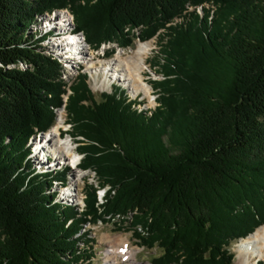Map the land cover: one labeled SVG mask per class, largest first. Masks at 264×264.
<instances>
[{
  "label": "trees",
  "instance_id": "obj_1",
  "mask_svg": "<svg viewBox=\"0 0 264 264\" xmlns=\"http://www.w3.org/2000/svg\"><path fill=\"white\" fill-rule=\"evenodd\" d=\"M60 11L95 50L157 36L150 114L123 90L97 101L82 73L64 104L53 34L28 33ZM62 107L79 168L108 188L99 204L85 186L81 211L50 192L68 167L28 159ZM115 218L150 264H232L264 225V0H0V264H92L86 228Z\"/></svg>",
  "mask_w": 264,
  "mask_h": 264
},
{
  "label": "rangeland",
  "instance_id": "obj_2",
  "mask_svg": "<svg viewBox=\"0 0 264 264\" xmlns=\"http://www.w3.org/2000/svg\"><path fill=\"white\" fill-rule=\"evenodd\" d=\"M72 20H73L72 16L67 14L66 11L55 12V14L53 15L52 13L51 14L44 13L43 15L36 14L33 18L31 30H29L28 32L29 34H34L36 33V31L34 30H37L38 32L45 33L47 32V29H49L55 31L58 35H60L58 38H55L53 40H49V39L46 40L44 43L41 44V46L44 47V49L47 51L54 50V57L57 59V62L60 65V72L62 76L61 79L62 80L64 79L66 83L73 84V82L76 81L75 78L78 72L82 70L90 75V77H88L89 78L88 85L94 98L97 101L100 100V96L102 93L109 94L111 93L112 90L118 89L121 91L122 90L125 91L130 98H136L139 101L143 102V104H146L147 109H151L155 107L156 94L152 91L150 85L153 81L161 80L160 75H157L155 73V68L153 66L154 61L159 58V55L157 54V50H158L157 39L152 38L149 41H147L148 43L146 42V43L138 44L137 41L139 40L135 38L133 40L132 47L127 49H120V48L118 49L116 44H106V45H102V47L97 49V51L94 53L90 52V47L85 43L84 47L88 49L89 51L88 54L91 56V57L87 56V58H89L90 61L94 60L95 61L94 63L100 65L98 67L91 68V66H89L88 64L80 62L79 60L80 58H78L76 55L77 53H79V51L75 52V49L72 51L73 53L69 51H64L65 50L64 48L68 47L66 41H68V38H70L71 36H76V37L78 36L79 38L81 37L83 40V36L81 34H76L74 32V26ZM135 36H137V33ZM142 44H150L149 47L150 51L146 58V68L144 70L145 81L147 82V84L151 89V95L148 96H145L144 94L133 93L132 89L129 88V86L124 81L123 76H121L116 71L112 62L115 59L116 55L120 54L121 52L124 57L132 55V53L136 51L137 48ZM60 49H62V51ZM104 51H106V53L103 59L100 58L99 60H97L98 55H103ZM108 63H112V64H108ZM19 69L24 71L27 69V67L25 65H22L19 67ZM107 69L111 71L112 76H110L109 71ZM116 76L118 77L120 76L121 80L119 79L116 80ZM111 82H113L112 84L113 86L109 85ZM60 112L61 113L64 112V113L60 115ZM54 113L56 117L55 118L56 123L59 118H61V120L63 119L62 123H64V126L60 129V131L62 132L61 137L64 140H70L72 144V149L74 150V156L76 157L79 156L78 161H80L82 156H80L76 152L77 144L68 135H65V132L69 130L68 127L69 125L67 126L66 124V112L64 111V108H60V110H56ZM48 133L46 132L43 135L36 136L34 139L29 141L28 145L31 148L35 149V154H32V156H30L28 159L30 160V164L37 171V173H41V174H43L44 172L47 173L48 171H52V172L62 171L66 167L69 168V173L67 174V179L65 183L62 184L56 181V183L50 189V192L56 193V201L64 205L77 207L79 208V211H81L84 207L83 199L85 198L83 189L85 186L89 185L96 189L98 203L99 204L103 203V197L105 195V192L108 190V188L99 187L97 176L93 171L89 170L84 172V171H80L79 168L76 169L72 168L75 165L72 159H69L65 163L59 162L60 160H57L58 155H53V153L50 152L51 150L49 148L50 147L49 140L47 139L49 135ZM64 140L62 141L64 142ZM47 155H50V158L44 161V156ZM82 177L84 178L82 179ZM75 181H77V184L75 185V188H73L72 186H74ZM65 190L67 191V193L70 194L71 192V194L75 195L74 197H72L73 199L72 198L66 199L63 196ZM99 192H100L101 201L98 197ZM118 227H121L122 230H118L117 229ZM127 227H128L127 223L122 224L121 218H115L109 223H97L92 226H87V230L91 232L90 237L95 242L92 250L93 251V258L91 260L92 264H106L107 263L106 260H110L111 262H114L116 264H131V263L150 264L149 263L150 259L156 255L155 250L147 251L136 245V241L132 236L133 232L128 231ZM261 227L257 228L253 233H256ZM253 233L251 235H253ZM250 236H248L247 239ZM243 241L237 240L235 242H232L228 247V250L234 256L232 264H257V262H262L264 264V260L261 259L260 261L257 260L255 262V260L247 261L245 257L239 258L238 247ZM125 246L127 247L128 250L124 256L120 254L112 255V253L114 252L116 253L115 250L124 249Z\"/></svg>",
  "mask_w": 264,
  "mask_h": 264
},
{
  "label": "bare ground",
  "instance_id": "obj_3",
  "mask_svg": "<svg viewBox=\"0 0 264 264\" xmlns=\"http://www.w3.org/2000/svg\"><path fill=\"white\" fill-rule=\"evenodd\" d=\"M63 12H65V11H63ZM66 12H67V14H69L68 11H66ZM52 25H54V24H52ZM46 33H52L53 34V37L49 40H53V39L58 38L60 36L55 31H52L49 29H47ZM137 42H138V44L141 43L140 40ZM66 43L68 44V47L64 48L65 49L64 51H69L71 53H73L72 51L74 49H75V52L79 51V53H77L76 55L78 58H80L79 59L80 62L88 64L89 66H91V68L100 66V65L94 63L95 62L94 60L90 61L89 58H87V56H89V57H91V56L88 54V52H89L88 49H86L84 47L85 42L82 40L81 37L79 38L78 36L77 37L71 36L70 38H68V41H66ZM103 45H106V44H103ZM149 47H150V44H142L137 48L136 51H134L132 53V55L124 57L122 55V52H121L120 54L116 55L115 59L112 61L116 71L121 76H123L124 81L129 86V88L132 89L133 93L144 94L145 96L151 95V89H150L149 85L147 84V82L145 81V75H144V70L146 68V58H147V55L149 54V51H150ZM118 49H119V47H118ZM60 50L62 51V49H60ZM96 51L97 50H93L92 48H90V52L94 53ZM106 51H104L103 55H98L97 60H99L100 58L103 59ZM71 53H69V54H71ZM108 64H112V63H108ZM108 71H109L110 76H112L111 71L110 70H108ZM79 73H86L90 77V75L85 71L81 70L78 72V74ZM119 74H117V75H119ZM118 79L121 80V77L116 76V80H118ZM113 81H115V80H113ZM70 84L69 83L67 84L68 87L70 86ZM112 84H113V82H111L109 85L113 86ZM68 87H67V94L64 96V102L66 101L67 96L70 94V90ZM154 108L155 107H153L151 109H147L146 104H142L141 106L137 107L138 110L147 111L148 114H150L154 110ZM62 113H64V112H62ZM62 113L60 112V115ZM62 120H61V118H59L58 121L56 120L57 123H55L54 127L51 129V131H49V133L47 132L49 134L47 139L49 140V145H50L49 148L51 150L50 152L53 153V155H58L57 160H60L59 162L65 163L69 159H72L73 163L76 164L78 159H79V156H77V157L74 156V150L72 149V144H71L70 140H64L61 137L62 132L60 131V129L64 126V124L62 123ZM62 140H64V142ZM42 153H43V150H42ZM83 178L84 177H82V179ZM76 184H77V181L74 182V186H72V187L75 188ZM102 191H100V192H102ZM100 192H99L98 197L101 201ZM63 196L66 199H70V198L74 197L75 195L71 194V192L69 194L65 190V192L63 193ZM241 240L242 241L244 240V241L238 247L239 258L245 257L247 259V261L255 260V262L257 260L260 261V259L264 260V225L256 233H253V235H251L248 239L246 238V240L245 239H241ZM127 250L128 249L125 246L124 249L115 250L116 253L114 252V253H112V255H115V254L119 255L120 254V255L124 256L126 254ZM106 262H107L106 264H116L114 262H111L110 260H106ZM131 264H134V263H131ZM135 264H138V263H135Z\"/></svg>",
  "mask_w": 264,
  "mask_h": 264
}]
</instances>
